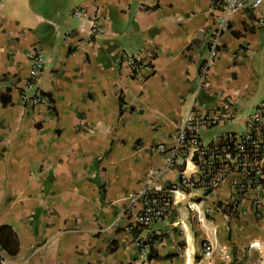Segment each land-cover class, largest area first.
Segmentation results:
<instances>
[{
    "label": "crops",
    "instance_id": "obj_1",
    "mask_svg": "<svg viewBox=\"0 0 264 264\" xmlns=\"http://www.w3.org/2000/svg\"><path fill=\"white\" fill-rule=\"evenodd\" d=\"M218 2L0 0V228H11L19 243L13 257L0 248L2 264H264V192L259 207L243 197L228 218L223 209L234 197L225 180L205 196L178 199L164 221L139 233L129 228L140 202L124 214L163 167L154 147L174 144L193 106L232 103L236 120L203 131L209 143L243 134L244 118L264 100V5L262 25L245 9L232 16L201 83ZM76 8L103 21V34L83 47ZM33 46L45 57V100L31 107L20 91ZM125 54L150 65L142 81L125 68ZM182 170L156 185L176 184ZM190 200L199 203L202 224L187 209ZM149 233L164 236L154 246L160 260L144 259L135 245Z\"/></svg>",
    "mask_w": 264,
    "mask_h": 264
},
{
    "label": "built area",
    "instance_id": "obj_2",
    "mask_svg": "<svg viewBox=\"0 0 264 264\" xmlns=\"http://www.w3.org/2000/svg\"><path fill=\"white\" fill-rule=\"evenodd\" d=\"M264 0H219L211 10L210 15L215 25L208 44V61L202 66L199 77L204 84L211 61L216 57L221 47V36L229 30L232 16L239 10L245 9L258 18L262 25L261 9ZM71 16L85 22V27L80 26L83 37L78 40V46L92 43L103 34L104 27L99 12L88 14L82 8L73 10ZM70 34L65 35L69 37ZM30 72L24 88L20 91V99L24 105L31 107L42 104L45 96L41 90V81L45 71V57L38 46H33L29 52ZM122 62L130 75L142 81V70L150 68L148 63L137 56H123ZM236 114L232 110V103L227 101L225 107L218 110H198L193 106L184 117L183 123L178 127L174 144L171 147L157 145L154 151L164 157L163 167L155 174V180L144 183L135 196L125 207L124 214H131L136 207L134 222L129 231L134 229L148 230L154 223L166 219L177 200L185 201L187 195L198 192L205 196L225 180L232 183L233 197L229 202L233 216L239 213L240 199L250 197L256 208L259 197L264 192V100L254 111L244 118L245 131L243 134H230L204 143L201 133L209 129L220 127L228 122L235 121ZM183 166L176 184L166 189L159 188L156 180L163 174L170 172L176 166ZM187 209L195 214L199 224L204 222V217L199 211V203L188 201ZM153 233H149V236ZM156 235V234H154ZM148 238L140 236L135 238V245L140 250L144 259L148 255ZM206 252L211 251L209 243L204 244Z\"/></svg>",
    "mask_w": 264,
    "mask_h": 264
},
{
    "label": "trees",
    "instance_id": "obj_3",
    "mask_svg": "<svg viewBox=\"0 0 264 264\" xmlns=\"http://www.w3.org/2000/svg\"><path fill=\"white\" fill-rule=\"evenodd\" d=\"M228 135V134H227ZM235 134H230V136H234ZM223 213L225 214L226 217L230 218L233 216L232 212V207L227 205L223 209ZM143 231V229H134L133 232L139 233ZM164 236H158L151 234L150 236L148 235V242L147 246L149 248L148 250V255L147 259L148 260H160V258L157 256L155 252L154 246L156 244L161 243L162 239ZM18 239L15 235V233L11 230V228L4 226L0 228V248L3 250L8 256L13 257L18 253ZM3 259L0 256V264H2Z\"/></svg>",
    "mask_w": 264,
    "mask_h": 264
},
{
    "label": "rangeland",
    "instance_id": "obj_4",
    "mask_svg": "<svg viewBox=\"0 0 264 264\" xmlns=\"http://www.w3.org/2000/svg\"><path fill=\"white\" fill-rule=\"evenodd\" d=\"M230 127H232V126L226 127L225 129H226V130H227V129H230Z\"/></svg>",
    "mask_w": 264,
    "mask_h": 264
}]
</instances>
